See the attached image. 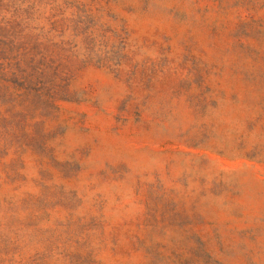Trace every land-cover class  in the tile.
<instances>
[{
  "label": "rangeland",
  "instance_id": "374dc122",
  "mask_svg": "<svg viewBox=\"0 0 264 264\" xmlns=\"http://www.w3.org/2000/svg\"><path fill=\"white\" fill-rule=\"evenodd\" d=\"M0 264H264V0H0Z\"/></svg>",
  "mask_w": 264,
  "mask_h": 264
},
{
  "label": "trees",
  "instance_id": "16d2710c",
  "mask_svg": "<svg viewBox=\"0 0 264 264\" xmlns=\"http://www.w3.org/2000/svg\"><path fill=\"white\" fill-rule=\"evenodd\" d=\"M1 60V59H0ZM3 68H4V63H1L0 62V73L3 71Z\"/></svg>",
  "mask_w": 264,
  "mask_h": 264
}]
</instances>
